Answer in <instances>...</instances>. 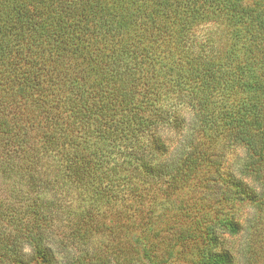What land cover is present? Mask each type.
<instances>
[{"label": "trees", "instance_id": "obj_1", "mask_svg": "<svg viewBox=\"0 0 264 264\" xmlns=\"http://www.w3.org/2000/svg\"><path fill=\"white\" fill-rule=\"evenodd\" d=\"M0 177V264H264V0H0Z\"/></svg>", "mask_w": 264, "mask_h": 264}, {"label": "clouds", "instance_id": "obj_2", "mask_svg": "<svg viewBox=\"0 0 264 264\" xmlns=\"http://www.w3.org/2000/svg\"><path fill=\"white\" fill-rule=\"evenodd\" d=\"M163 134H167V132L163 133ZM240 153H244L245 152V147L243 145L239 146L237 149ZM25 250L26 251H30L31 250V246L30 245H26L25 246Z\"/></svg>", "mask_w": 264, "mask_h": 264}, {"label": "rangeland", "instance_id": "obj_3", "mask_svg": "<svg viewBox=\"0 0 264 264\" xmlns=\"http://www.w3.org/2000/svg\"><path fill=\"white\" fill-rule=\"evenodd\" d=\"M8 182V181H7ZM6 183V180H4V179H2L1 177H0V188L2 189H4L5 187H4V184Z\"/></svg>", "mask_w": 264, "mask_h": 264}]
</instances>
